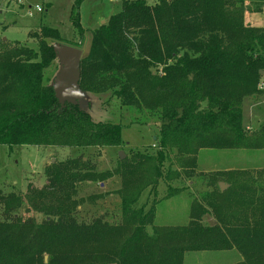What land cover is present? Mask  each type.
<instances>
[{"label":"trees","instance_id":"obj_1","mask_svg":"<svg viewBox=\"0 0 264 264\" xmlns=\"http://www.w3.org/2000/svg\"><path fill=\"white\" fill-rule=\"evenodd\" d=\"M263 7L264 0H159L152 6L123 0L92 32L79 88L112 91L123 106L159 111L162 119L156 153L133 151L107 174L84 152L123 144L121 125L97 122L78 104L63 107L53 84L44 83L58 55L48 39L61 41L60 31L43 26L34 32L37 49L2 40L0 146L68 147L79 154L49 165L41 188L0 189V264H184L187 251L226 249L241 253L237 264H264L263 168L210 174L213 189L192 201L186 225L157 226L155 204H140L162 179L192 178L203 149L264 148V124L250 134L243 120L244 99L264 94V27L245 16ZM71 18L83 35L79 11ZM234 174L221 190L222 178ZM115 175L121 178L120 221H108V213L81 218L82 183ZM182 191L168 183V196ZM206 214L214 225L204 224Z\"/></svg>","mask_w":264,"mask_h":264},{"label":"rangeland","instance_id":"obj_2","mask_svg":"<svg viewBox=\"0 0 264 264\" xmlns=\"http://www.w3.org/2000/svg\"><path fill=\"white\" fill-rule=\"evenodd\" d=\"M145 1L152 6L159 0ZM75 2L76 0H0V44L3 40L7 41L9 47L23 43L37 49L32 34L39 32L43 26H49L58 29L62 37L61 41L48 39L50 45L55 48L59 45L75 47L83 51V57L87 56L91 49L92 32L121 10L123 0H84L79 9L77 5L74 9ZM251 4L255 7L259 2L252 1ZM37 6L43 10L38 11ZM73 10L80 13V22L84 28L83 35L73 24L71 18ZM61 69V57L57 55L51 66L44 71V83L53 84ZM260 97L264 98V94L247 97L243 102L244 124L253 128L246 127L250 134L264 124V109H253L250 101L251 98ZM77 104L80 109L89 112L95 121L119 124L122 127L123 144L120 146L84 152L86 158L95 164L97 171L105 174L108 171L113 172L118 165L120 151H124L125 158H128L133 151H148L154 154L158 150L155 138L162 124L159 111L123 106L112 91L93 93L82 90L79 86ZM78 154L76 149L68 147L2 145L0 146V189L5 192L26 193L29 185L41 188L47 182L45 170L49 165ZM172 162L177 164L176 160ZM170 164V161L165 163L166 170ZM229 165L237 167L248 165L247 169L239 170L243 172L260 171L264 169V148L203 149L198 153L197 168L192 178L184 177L173 182L162 179L156 193L150 188L144 191L140 204H145L147 209L155 204L157 226L186 225L190 220L192 201L196 198L201 199L203 194L213 189L208 186L210 174L219 170L238 171L226 170ZM201 173L207 176L199 175ZM236 176L234 174L222 178L221 182L228 185L226 189L230 187ZM215 178L218 179L219 176ZM168 183L183 191L168 196ZM120 187L121 178L117 175L107 178L104 182L82 183L77 196L81 200L79 207L81 218L88 220L92 216L108 213L106 219L118 223L121 219ZM22 213L24 216L28 215L24 210ZM29 215L35 216L38 221L43 218L41 214L35 212ZM203 222L206 225H214L216 220L211 214H206ZM148 231L152 233L153 230L149 227ZM242 261L243 257L236 249L187 251L184 256V264H237Z\"/></svg>","mask_w":264,"mask_h":264},{"label":"water","instance_id":"obj_3","mask_svg":"<svg viewBox=\"0 0 264 264\" xmlns=\"http://www.w3.org/2000/svg\"><path fill=\"white\" fill-rule=\"evenodd\" d=\"M56 51L61 57L62 69L54 79L53 88L55 96L63 107L67 103L77 104L80 62L83 57V51L67 45H59L56 47ZM119 156L121 159H125L126 154L124 151H120ZM219 185L223 191L228 187L225 182H220Z\"/></svg>","mask_w":264,"mask_h":264},{"label":"crops","instance_id":"obj_4","mask_svg":"<svg viewBox=\"0 0 264 264\" xmlns=\"http://www.w3.org/2000/svg\"><path fill=\"white\" fill-rule=\"evenodd\" d=\"M245 18H246V22L252 26L264 27V10H262L261 12H247ZM250 101H251V107L253 109H256V108L264 109V98H261V97L251 98ZM245 127H247L248 129H253L250 125H245ZM247 167L248 165H245V166L242 165L239 167L229 165V168H226V170H243V169H247ZM209 171H218V170H209ZM219 171H223V170H219Z\"/></svg>","mask_w":264,"mask_h":264},{"label":"built area","instance_id":"obj_5","mask_svg":"<svg viewBox=\"0 0 264 264\" xmlns=\"http://www.w3.org/2000/svg\"><path fill=\"white\" fill-rule=\"evenodd\" d=\"M38 11H42L43 9L40 6H37ZM262 86V85H261Z\"/></svg>","mask_w":264,"mask_h":264}]
</instances>
